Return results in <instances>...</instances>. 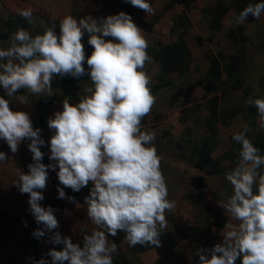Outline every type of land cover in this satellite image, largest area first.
<instances>
[{
	"label": "clouds",
	"instance_id": "1",
	"mask_svg": "<svg viewBox=\"0 0 264 264\" xmlns=\"http://www.w3.org/2000/svg\"><path fill=\"white\" fill-rule=\"evenodd\" d=\"M128 2L145 13L153 11L147 0ZM262 13L264 2L248 4L236 20L243 24L249 15L259 19ZM19 15L34 23L31 8L20 10ZM55 28V23L45 25L43 34L34 37L20 28L11 37L10 47L0 49V88L8 97L21 89L51 95L53 77L85 75V60L91 80L87 95L76 104L64 99L63 110L47 121L54 130L49 159L55 163L49 165L41 162L44 153L40 146L45 144L41 129L33 128L27 112L11 110L9 100L0 95V139L12 153L22 141H31L28 149L34 162L27 173L17 172L13 184L21 194L29 195L30 212L36 224L43 225L32 235L39 239L59 227L54 209L41 206L44 196L39 191L46 188L47 170L58 166L60 184L74 192L92 183L85 197L87 216L102 230L84 235L83 247L53 233L50 241L64 247L46 254L50 264H113L117 245L109 244L108 235L115 237L118 231L126 234L129 246L159 248L168 223L165 213H172L176 203L168 199L162 158L153 143L155 133L142 130L141 122L156 102L151 77L143 71L152 60L148 42L131 15L123 11L99 19L78 20L68 14L59 22V35ZM85 32L93 47L87 58L82 44ZM19 100L28 102L25 96ZM247 103L254 104L264 125V98ZM249 131L245 125L232 137L241 150L237 166L226 173L233 194L219 204L231 218L225 225L223 243L211 249L210 259L201 250L199 264H235L241 256L242 264H264V173L258 172L264 166V155L246 137ZM5 161L6 154L0 151V162ZM58 198L74 199L66 197L63 188H58ZM33 264L49 261L42 257Z\"/></svg>",
	"mask_w": 264,
	"mask_h": 264
},
{
	"label": "rangeland",
	"instance_id": "2",
	"mask_svg": "<svg viewBox=\"0 0 264 264\" xmlns=\"http://www.w3.org/2000/svg\"><path fill=\"white\" fill-rule=\"evenodd\" d=\"M215 0H196L193 6L188 11V17L191 20V26L188 29L186 41L191 50L192 64L189 71L182 77L171 74L170 78L174 81L173 87L163 88L157 93L153 94L156 102L152 107V112H159L163 115L161 122H154L151 120V114L148 115V120L145 126L142 127L143 131H150L155 133V140L153 141L157 154L161 159V169L166 178L168 187V199L175 201L176 208L172 213H165L167 223V230L173 232L178 236L176 251L185 260L191 264H199L200 248L194 246L190 239H184L179 230L182 228H195L200 226L205 228L206 233L210 231V240L216 244L223 243V233L227 230L225 225L230 222V215L219 204L226 202L227 194L222 186L221 175H205L202 172L194 170L187 162L177 156V151L174 148L175 141H179L182 135H186L185 126L192 127L193 133L197 136L202 135L204 129L200 125H194L192 120L187 123L181 122L180 116L184 115L182 111L189 113L191 116L203 117L206 115V109L198 111L195 115L192 110H196L195 104L203 101V91L199 87H194L193 83L199 77L205 75L208 68V62L205 59V54L210 53L218 55L221 51L226 54H233L237 51L244 49L246 57L242 64V72L245 75L244 89L237 90L226 94L219 100L220 109L229 112L230 108L250 105L255 107L254 104H249V99L255 100L257 98H264V13L261 14L259 19L254 22L243 23L244 34L249 37V41L245 44L232 45L227 38V32L230 29H236L240 23L235 18L234 10H230L222 20V28L213 32L214 39L212 42L206 41V37L212 33L207 27V21L202 17L201 8L210 5ZM152 6L153 11L145 13L143 10L132 6L128 0H0V20L5 19L10 13H19L20 10L31 8L33 10V18L35 24L45 22L47 19L50 24L55 23L64 16L71 14L78 20L80 18H104L109 15H115L119 8L132 15L131 12H138L135 19L148 20L153 15L166 6L168 0H147ZM182 11L181 5H173L167 8L161 15L158 22L154 25L152 32L142 33L145 36L148 45H152L157 40L168 41L170 38V26L175 16ZM5 44H0V49H4ZM159 67L152 60L147 62L143 71H145L151 78H153ZM155 82V80L153 81ZM91 86V81H86L78 84L76 92L83 96L87 95L85 89ZM245 90L247 93H245ZM27 97V103L20 102L19 97ZM42 96H55L60 97L61 93L57 90H52V94L48 95L47 92L43 94H32L26 89L23 95H13L9 100L11 110H21L28 114L35 108V101L38 97ZM191 97L193 101L181 106L184 98ZM195 100V101H194ZM246 105V108H247ZM205 108V107H204ZM63 110V101L53 104L47 112L51 118L57 111ZM246 123L240 115L230 120L228 125H220L218 132V140L216 148L213 152V157L220 156L228 151L231 147L230 137L238 133L240 129H244ZM262 126L261 119L258 116L253 130L250 128V141L253 136L260 131ZM49 128L40 132L41 138L45 144L40 146V150L44 153L42 163L49 165L52 161L50 157V144H49ZM168 131L167 135L164 132ZM30 140L22 141L18 146V151L12 153L7 143L0 139V151L6 154L7 161L0 162V219L4 221V225L9 227L12 223L13 228L10 232L15 236L16 242L11 244L8 248H3L2 252L6 257L17 256L19 248L17 243L22 240L24 230L30 229L32 233L43 225L36 224L33 215L30 212V205L28 203L29 195L21 194L17 187L13 184L18 178L17 172L29 171L28 165L33 163L32 153L28 149ZM48 179L46 188L42 191L44 199L40 201L41 206L54 209V215L58 220L59 227L47 232L44 237L37 240V257L35 261L42 257L51 262V257L46 254L53 248L57 251L62 250L64 245L54 244L50 241V236L59 232L62 237L71 238L73 243H78V237L82 232L88 231L92 234L94 230H101L95 225L87 216V205H83L68 199H59L58 190L53 184V169L48 170ZM200 176L204 186L200 187L194 179ZM226 179V175H224ZM227 184L231 186L230 182L226 179ZM233 189V188H232ZM189 191L199 194L201 201L210 208L219 210L221 215L226 217V222L222 228H218L213 224L212 215L209 211L203 209L202 205L198 207L191 198L187 196ZM212 211V209H211ZM14 218H18L15 220ZM26 225L25 226V223ZM238 223V222H234ZM33 236V235H32ZM34 237V236H33ZM111 245V243H109ZM125 241L120 245L124 255L130 259L131 264H154L157 259V253L154 249L146 250L142 253H136L128 250ZM207 258H211L209 253L203 251ZM238 258H242L238 257ZM237 258V259H238ZM20 261H24L19 258ZM64 264H68L67 261ZM237 264V260L235 261Z\"/></svg>",
	"mask_w": 264,
	"mask_h": 264
},
{
	"label": "trees",
	"instance_id": "3",
	"mask_svg": "<svg viewBox=\"0 0 264 264\" xmlns=\"http://www.w3.org/2000/svg\"><path fill=\"white\" fill-rule=\"evenodd\" d=\"M196 0H168L165 7L160 9L157 14L150 17L148 20L135 19L137 18L138 12H131L133 22L146 33H150L153 30L154 25L158 22L160 15L173 5L178 4L182 6V11L178 13L172 20L170 26V39L168 41L157 40L147 48V53L152 57V61L159 67L156 75L151 78V92L152 94L157 93L163 88L173 87L174 81L170 78L171 74H176L180 77L184 76L190 69L192 64L191 50L186 41L188 29L191 26V20L188 17V11L193 6ZM264 2V0H215L212 4L201 8L202 17L207 21V27L212 32L206 37V41L212 42L214 39L213 32L218 31L222 28V20L225 15L230 11L234 10L235 18L238 17L239 13L248 5ZM123 11L122 8L118 9V12ZM124 12V11H123ZM34 19V18H33ZM255 18L251 15L247 18L245 23L254 22ZM45 25L51 26L50 22L46 19L45 22L40 24L29 23L19 13H10L5 19L0 20V44H5V48L10 47L11 37L20 28H23L34 37L38 34H43ZM55 31L59 35V21L57 22ZM264 33V32H263ZM227 38L230 40L232 45L245 44L249 41V37L244 34V24H238L236 29H230L227 32ZM110 39V38H106ZM82 44L84 45L86 58L91 55L93 47L88 43V33L85 32L82 38ZM218 55L206 53L205 59L208 62V68L205 75L196 79L193 83L194 87H199L203 91V101L195 104L196 110H192L195 115L198 111L206 109V115L203 117L191 116L189 113L182 111L184 115L180 116L179 119L183 123H187L190 119L194 125H200L204 129L202 135L197 136L192 131V127L189 125L185 126L186 135H182L179 141H175L174 148L177 151V156L187 162L194 170L202 172L205 175H221L222 186L224 187L227 199L233 194L232 186L227 184L224 178L226 173L230 172L237 166L239 160V152L241 145L235 142L232 137L231 147L228 151L224 152L220 156L213 157V152L216 148L218 140V132L220 125H228L230 120L240 115L247 126L254 129L257 117L259 113L256 107L250 105H243L230 108L229 112H225L220 109L219 100L230 92L244 89L245 87V75L242 72V64L245 61V51L241 49L233 54H226L219 51ZM147 64V63H146ZM145 64V65H146ZM86 74L76 78L71 75L68 76H54L51 84L52 90L60 91L61 96H42L38 97L35 101V108L30 111L29 115L32 120L33 128H39L47 130L48 119L50 114L47 110L59 101L68 99L70 103L76 104L79 102L81 95L76 92L78 84L86 81H91L90 76L87 74L88 65L86 60L83 64ZM155 80V82H153ZM264 81V78H262ZM26 93V89H21L14 95H23ZM245 93L247 91L245 90ZM0 95L6 99H10L2 88H0ZM257 96L255 97V99ZM193 101L191 97H186L182 100L181 106ZM195 101V100H194ZM205 107V108H204ZM13 111H21L13 109ZM151 120L154 122H161L163 115L159 112H152ZM149 114V115H150ZM260 117V116H259ZM261 119V118H260ZM148 115L144 117L141 124L142 127L146 125ZM262 123V122H261ZM243 131V128L238 132ZM54 130H49V144ZM168 131L164 132L167 135ZM250 131L246 133V137H250ZM255 147L260 149V154L264 155V125L261 126L259 132L253 136L251 141ZM52 163H55L52 161ZM59 171L58 166L53 170V184L55 188H63L66 193V197L74 198L71 201L87 205L85 203V197L90 194L92 183L85 187H82L80 191L74 192L71 188L65 187L60 184L57 172ZM258 172L264 173V166L258 169ZM194 181L200 186H204L200 176L196 177ZM255 191V188H254ZM187 196L193 200L195 206L202 205L203 209L209 211L212 215L213 224L222 228L226 222V217L221 215L219 210L213 209L205 205L199 196V194L189 191ZM226 199V200H227ZM88 206V205H87ZM212 209V211H211ZM17 220L18 218H14ZM4 221L0 219V264H33L37 257V240L30 233V229L24 230L22 240L17 243L19 248V254L17 256L6 257L2 249L8 248L11 244L16 242L15 236L10 230L13 228L11 223L9 227L3 224ZM102 230V229H101ZM206 233L205 228L196 226L195 228H182L179 230V234L184 239H190L194 246L200 248L203 251L209 253L211 257V249L215 244L210 240V231ZM91 235L90 232L85 231L78 237V243L83 247V236ZM106 235H108L106 233ZM125 233L118 231L115 237L108 235L109 243L115 242L117 245V251L113 254V264H131L120 248V245L127 242L126 247L128 250L136 253H142L149 249H154L157 253V259L154 264H191L185 260L179 253H177V238L172 231L163 230L160 240L162 246L156 248L154 246H141L136 245L135 247L129 246L128 241L125 239ZM220 255V254H217ZM19 258L24 261H20ZM237 264H242V258L237 259Z\"/></svg>",
	"mask_w": 264,
	"mask_h": 264
}]
</instances>
